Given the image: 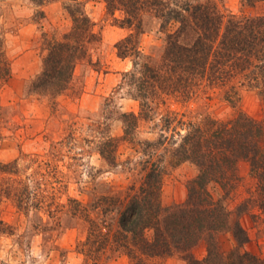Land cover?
I'll return each mask as SVG.
<instances>
[{"label":"rangeland","instance_id":"obj_1","mask_svg":"<svg viewBox=\"0 0 264 264\" xmlns=\"http://www.w3.org/2000/svg\"><path fill=\"white\" fill-rule=\"evenodd\" d=\"M79 1L92 18L100 42L92 50L91 61L77 67L72 90L53 101L28 94L27 87L42 70L44 35L61 36L71 26L65 8L69 1L47 0L40 6L34 0H0V40L12 63L9 82L0 81V164H12L14 172H0V220L10 226V233H0V264H96L82 246L90 238L91 224L105 223L114 233L120 224L121 204L142 187L152 165L162 170L163 205L187 201L188 184L199 170L190 162L177 164L170 149L176 148L189 123L206 116L229 122L241 112L255 121L264 120V96L238 80L226 87L203 84L189 97L162 95L161 102L155 101L152 119L138 122L135 142L121 141L117 163H108L98 151L100 143L108 135L123 136V113H140L139 101L127 88L119 89L133 62L120 58L115 46L132 30L120 27L115 17L121 14H109L103 0ZM216 2L225 15L254 16L264 11L261 4L245 6L244 0ZM175 26L172 23L169 30ZM166 33L156 18L145 21L140 35L144 56L159 55ZM234 86L239 95L232 98L229 91ZM160 139L165 146L147 147V141ZM261 144L264 147V137ZM250 169L248 161L239 163L240 179L225 205L232 223L239 220L249 235L243 251L264 260V211L251 203L238 217L239 206L257 197L258 181ZM211 190L216 198L224 197L218 185ZM219 237L223 252L237 246L232 231ZM206 249L202 242L195 256L203 260ZM98 264L134 263L125 253L109 250ZM146 264L187 261L174 254L151 258Z\"/></svg>","mask_w":264,"mask_h":264},{"label":"trees","instance_id":"obj_2","mask_svg":"<svg viewBox=\"0 0 264 264\" xmlns=\"http://www.w3.org/2000/svg\"><path fill=\"white\" fill-rule=\"evenodd\" d=\"M34 1L40 6L47 2ZM66 1L71 26L61 36L44 35L42 70L27 87L28 94L53 101L72 90L77 67L91 61L92 50L100 42L84 4ZM103 1L113 17L121 14L115 17L120 27L132 30L115 46L120 58H131L133 62L132 69L123 74L119 89L127 88L128 94L140 103L139 114L121 115L123 136L108 135L100 143L98 151L108 163H117L121 141L135 142L138 122L152 119L155 101L161 102L162 95L189 97L203 84L226 87L238 80L264 96V11L254 16L225 15L216 0ZM258 4L264 8V0H244L247 7ZM149 18H156L161 29L167 30L165 45L157 57H146L140 49V35ZM172 23L176 26L170 31ZM11 77L12 63L0 40V81L7 83ZM229 95H239L237 86ZM263 125L264 120L255 121L243 112L229 122L206 116L189 123L186 133L180 134V142H175L176 148L170 149L177 164L190 162L199 170L188 184L187 201L173 207L163 205L162 170L152 165L142 187L120 203V224L114 233L105 223L91 224L90 238L82 244L88 251L86 255L96 264L109 250L125 253L134 264L174 254H180L187 264H263L260 257L243 251L249 235L239 220L232 223L225 205V199L238 185L239 163L248 161L250 175L258 181L257 197L239 206L238 217L249 210L251 203L264 211ZM146 145L155 150L166 144L160 139L147 141ZM11 169L12 164H0L2 173H14ZM212 185L221 187L224 197L216 198ZM84 212L85 209L80 213ZM9 227L0 220L1 234L10 233ZM227 231L233 232L237 243L229 253L223 252L219 237ZM202 242L206 243L207 255L200 260L194 250Z\"/></svg>","mask_w":264,"mask_h":264}]
</instances>
